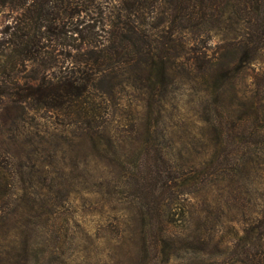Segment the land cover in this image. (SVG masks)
<instances>
[{
  "label": "rangeland",
  "instance_id": "obj_1",
  "mask_svg": "<svg viewBox=\"0 0 264 264\" xmlns=\"http://www.w3.org/2000/svg\"><path fill=\"white\" fill-rule=\"evenodd\" d=\"M241 1L175 19V0H148V52L90 102L99 146L2 104L0 264H235L225 249L264 208V12Z\"/></svg>",
  "mask_w": 264,
  "mask_h": 264
},
{
  "label": "trees",
  "instance_id": "obj_2",
  "mask_svg": "<svg viewBox=\"0 0 264 264\" xmlns=\"http://www.w3.org/2000/svg\"><path fill=\"white\" fill-rule=\"evenodd\" d=\"M175 1L176 19L186 0ZM199 1L202 4H194ZM147 4L148 0H0V107L10 102L52 112L60 122L78 128L91 145H101L109 120L98 123L90 102L109 97L119 72L148 52L150 32L161 25L163 13ZM236 7L264 12V0H244ZM158 16L162 22L151 26L150 20ZM192 19L189 15L188 22ZM257 20L264 28V19ZM156 59L162 63L165 58L156 51L146 65L154 66ZM195 62L202 67L198 57ZM157 236L164 239L163 233ZM224 254L235 264H264V208Z\"/></svg>",
  "mask_w": 264,
  "mask_h": 264
}]
</instances>
